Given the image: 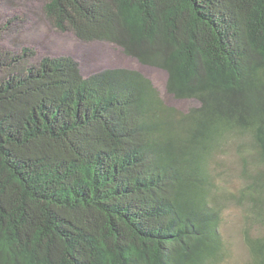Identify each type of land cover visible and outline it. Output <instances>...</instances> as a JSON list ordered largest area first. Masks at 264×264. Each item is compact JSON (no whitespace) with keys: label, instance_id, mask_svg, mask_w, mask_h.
<instances>
[{"label":"trees","instance_id":"16d2710c","mask_svg":"<svg viewBox=\"0 0 264 264\" xmlns=\"http://www.w3.org/2000/svg\"><path fill=\"white\" fill-rule=\"evenodd\" d=\"M42 14L196 103H166L135 69L85 76L71 55L0 45V264H221L229 204L245 264H264V0H43Z\"/></svg>","mask_w":264,"mask_h":264},{"label":"rangeland","instance_id":"374dc122","mask_svg":"<svg viewBox=\"0 0 264 264\" xmlns=\"http://www.w3.org/2000/svg\"><path fill=\"white\" fill-rule=\"evenodd\" d=\"M43 0H0V25L11 20L1 35L0 45L6 49L19 50L24 46L36 50L35 60L51 55H71L80 65L83 75L111 67L135 69L149 77L158 87L166 103L179 109H187L195 100H180L168 94L165 88L167 74L164 70L141 64L124 54L121 49L105 41H84L71 31H59L52 27L42 14ZM17 19H13V18ZM229 187L240 185L237 175L229 179ZM241 209L229 204L223 212L220 231L231 251V256L221 264H245L248 252L243 242Z\"/></svg>","mask_w":264,"mask_h":264}]
</instances>
